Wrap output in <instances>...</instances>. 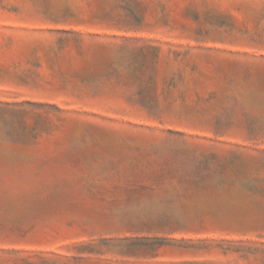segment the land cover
<instances>
[{
	"label": "rangeland",
	"instance_id": "obj_1",
	"mask_svg": "<svg viewBox=\"0 0 264 264\" xmlns=\"http://www.w3.org/2000/svg\"><path fill=\"white\" fill-rule=\"evenodd\" d=\"M0 264H264V0H0Z\"/></svg>",
	"mask_w": 264,
	"mask_h": 264
}]
</instances>
